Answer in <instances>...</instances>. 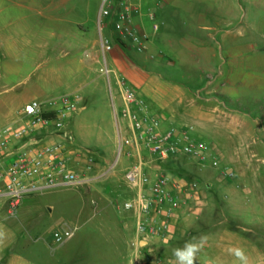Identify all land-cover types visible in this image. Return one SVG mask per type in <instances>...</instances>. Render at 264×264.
Returning a JSON list of instances; mask_svg holds the SVG:
<instances>
[{
  "label": "rangeland",
  "instance_id": "1",
  "mask_svg": "<svg viewBox=\"0 0 264 264\" xmlns=\"http://www.w3.org/2000/svg\"><path fill=\"white\" fill-rule=\"evenodd\" d=\"M51 1L0 0V120L8 101L13 105L12 113L19 116V108L31 101L48 103L79 96L85 109H78L67 122L72 140L60 138V142L77 154L72 168L92 182L83 188L30 196L13 212L7 207L0 210V216L6 218L0 220V230L5 232V239L0 241V264H130L135 228L132 213L124 209L125 200L132 196L125 178L130 164L119 156L109 91L104 99L96 87L91 92L82 88L78 65L85 54L77 37L85 35L97 41L92 51L104 63L101 34L115 46L114 32L111 27L100 32L95 18L98 0H71L62 8L63 0H54L60 8L47 10ZM176 1L171 7L173 14L162 16L166 28L172 27L166 31L172 41L153 43L147 53L131 48L118 51L114 62L131 81L133 72L155 70L179 85L185 95L182 103L174 105L173 129H186L193 140L209 150L206 162L186 156L157 162L163 174L183 189L178 219L184 233L170 237L167 243L158 241L155 255L174 257V249L203 235L211 254L204 256L207 251L203 246L196 261L204 256L213 264H238L235 255L224 258L219 251L241 247L249 251L254 264H264V192L241 191L232 196L226 189L238 184L235 177L228 176L239 170L231 158L246 157L260 166L264 184V150L259 151L253 139L244 138L240 127L223 129L218 124L222 121L202 123L187 114L195 109L194 100L204 104L208 114L210 106L201 99L212 97L219 89L230 97L225 101L228 108L249 112V122L256 120L261 130L264 128L257 103L264 101V85L257 90L244 85L251 76L264 78V40L256 48L249 46L264 37V0ZM218 9L231 14V31L241 37L236 40L242 48H212L205 43L207 27L217 22ZM83 20L87 24L82 29L74 25ZM147 23L149 27L154 24ZM160 55L171 62L161 60ZM108 60L112 63V53ZM126 66L133 72L126 71ZM96 74L98 80L102 74ZM261 139L258 133L257 141ZM255 148L257 158L252 156ZM250 220L257 224H249ZM239 223L249 230L239 229ZM222 229L241 239L221 243Z\"/></svg>",
  "mask_w": 264,
  "mask_h": 264
},
{
  "label": "built area",
  "instance_id": "2",
  "mask_svg": "<svg viewBox=\"0 0 264 264\" xmlns=\"http://www.w3.org/2000/svg\"><path fill=\"white\" fill-rule=\"evenodd\" d=\"M134 10L128 0H106L99 17L100 32L111 27L115 44L144 53L150 35L134 24ZM150 19L155 22V15ZM153 30L159 32L160 26L155 23ZM100 43L104 57L100 73L109 81L114 75L121 92V108L114 104L118 151L130 164L125 178L132 193L124 209L135 219L129 262L176 264L174 257L155 255V247L158 241L167 243L171 237L183 189L163 174L157 162L182 156L206 162L208 147L193 140L186 129L162 131L161 121L150 114L148 102L110 68L107 55L114 45L102 34ZM80 108L79 96L48 103L34 100L25 105L18 119L0 130V210L7 207L13 212L30 196L83 188L92 182L71 167L77 154L60 142V138L72 140L67 122ZM228 176L234 178L235 174Z\"/></svg>",
  "mask_w": 264,
  "mask_h": 264
},
{
  "label": "crops",
  "instance_id": "3",
  "mask_svg": "<svg viewBox=\"0 0 264 264\" xmlns=\"http://www.w3.org/2000/svg\"><path fill=\"white\" fill-rule=\"evenodd\" d=\"M71 0H63L61 2V8L65 7ZM105 0H98L96 5V11H95V18L97 20V23H99V17L100 12L103 7ZM118 2L119 0H115ZM127 1V0H126ZM134 7V14H133V22L136 26H139L142 30L147 32L150 35V42L147 46V50L144 53L148 52V49L150 45H154L157 42H163V41H172V38L169 37L168 34H166V31L169 32V30L172 29V27H167L165 25V22L162 20V16L164 14H173V11L171 7H175L177 5L176 0H128ZM175 2V3H174ZM46 9H52V8H60V5H57V2L52 0L51 2H48ZM174 4V5H172ZM84 7V6H83ZM87 7V6H86ZM211 11V10H210ZM213 12L215 10L212 9ZM154 14L156 17L155 22L150 19V15ZM217 22L212 24L210 27H207V32H209L206 35V42L208 46H211L212 48H242V46L237 43V37L241 38L240 36H236L233 31H231V14L229 12H225L224 10L217 11L216 14ZM147 20L152 21L154 24L157 23L160 26V31L155 33L153 30L154 24L149 27ZM87 21L83 20L77 23H74L76 27H79L80 29L85 26ZM110 28V27H108ZM107 29V28H106ZM68 32H71L68 29ZM79 40H81V48L84 50L85 57L83 59H79L78 65H79V72L82 77V81L80 82V86L86 91L91 92V89L93 87H96L100 90V92L103 94L104 99H106V91L108 90L110 93L111 101H112V107H113V116L115 118V132H116V142L117 146L119 147V126H118V120L116 119V112L114 109V104L116 105V108H121V92L117 85L116 78H111V81H109L104 75H101L98 80H96V73L97 71L100 72V69L103 65L100 56L94 55L93 51L97 46V41L88 40L85 35L77 37ZM264 40V37L261 36V39L259 40H253L252 43L249 45L250 48H256L258 45L260 46L262 41ZM154 43V44H153ZM155 48V46H153ZM190 47V45H189ZM128 50L119 47L115 44L113 47L112 52V63L108 60V54L107 60L110 68L115 72V76H121L125 78L128 82V84L132 87L133 90H135L142 98H144L149 105L150 114L153 116H156L161 121V129L162 131H168L173 129V123H174V115L176 113V110L174 108V105H179L182 103L185 92L182 90V88L179 85H176L172 83V79L166 77L165 75H162L158 73L157 71H151L147 72L145 74L135 73L129 66H126V71H132V81L131 79H128L125 76V73L123 71L119 70L114 66V62H117V56H115L118 51ZM161 60L164 59L165 62H171L169 59L163 57L160 55ZM99 68H98V67ZM98 77V76H97ZM247 81V80H246ZM138 82V83H136ZM249 82V84L247 83ZM244 85L245 87L252 85L253 89L257 90L259 87H263L264 85V78L259 76H251L248 78ZM134 84H137L134 85ZM226 91H222L219 89H215L212 93L215 95H212V97H208L206 99H201V101L204 103H207L208 108H210V111L207 114V111H205L206 107L204 104H201L198 100H194L195 109L191 112H188V116H193L194 118H198L202 120V123L204 121L208 122H216V120L222 121L219 124L223 129L226 128H233V127H240L242 128L241 134L244 136V138L248 140H252L259 145V151L264 150V128L261 130V126L259 122L254 120L253 122H249V119L251 120V116L249 112L245 111H238V110H231L228 108L225 101L227 99H230L228 97V94L225 93ZM227 98V99H226ZM81 99V98H80ZM223 101V102H222ZM262 99L258 100L257 103L259 104V109L262 111V116L264 118V101ZM4 104V112L5 114L2 115L0 120V130L7 126L10 122L15 121L18 119V115H14L11 110L13 105L11 103L5 102ZM245 108L244 105H240ZM25 106H21L19 109L20 111L23 110ZM85 107H83L82 110H84ZM245 110H247L245 108ZM211 114V115H210ZM264 124V119H263ZM258 130V131H257ZM261 133L262 139L257 141V134ZM47 140V137H46ZM229 143V142H228ZM231 145V142L228 144ZM215 148V146H214ZM255 153L252 155L254 158L258 157L257 148H255ZM216 154L221 156L223 160L225 159L224 155L221 153L220 150L215 148ZM144 153L147 155V152L144 151ZM127 160V158H125ZM232 163L236 164L238 166V172L235 175V180L238 183L237 186H234V184H231L226 189L230 192L229 194L232 196H235V194L240 193L241 191H244L246 193L256 192V193H263L264 192V184L263 181L260 180V173L261 168L260 166H256L251 162L249 158H231L230 160ZM259 162L261 159L258 160ZM264 162V161H263ZM73 163L71 162V167ZM129 168V167H128ZM126 169V171L128 170ZM132 195V194H131ZM194 199H197L194 197ZM128 200V199H127ZM125 200V202L127 201ZM187 201V200H186ZM190 200L187 201V203ZM195 201V200H191ZM190 201V202H191ZM2 211V209H1ZM132 219L134 221V228H135V219L132 216ZM0 220H6V218L1 215ZM249 224H257L256 220H250L248 222ZM240 224V223H239ZM213 225V223H212ZM239 229H243L244 231H247L249 229L246 228L245 224H240ZM243 225V226H242ZM184 233L183 229V223L180 220V217L175 220L173 231L171 234V237L173 236H181ZM133 235L135 236V229L133 231ZM134 238V237H133ZM132 238V239H133ZM241 238L238 234L227 230L222 229V232L220 234V240L221 243H226L227 241H239ZM209 240V239H208ZM210 244L207 242L204 244V247L207 249L209 248ZM241 247H239L240 249ZM237 249V248H236ZM200 252V251H199ZM198 252V253H199ZM211 254L210 252H205L204 256H207V254ZM245 256L247 257V264H254V261L249 258V251L244 252ZM231 250H220L219 256H223L224 258H230V256H233ZM198 258L196 261V264H200L199 261L202 259L204 261V264H213L212 261H209L206 257ZM252 257V255H251ZM216 262V261H215ZM225 263V262H224ZM238 264H241V262Z\"/></svg>",
  "mask_w": 264,
  "mask_h": 264
},
{
  "label": "clouds",
  "instance_id": "4",
  "mask_svg": "<svg viewBox=\"0 0 264 264\" xmlns=\"http://www.w3.org/2000/svg\"><path fill=\"white\" fill-rule=\"evenodd\" d=\"M5 239V232L0 230V241ZM206 237L201 235L192 240L186 241L183 247L176 248L173 250V256L175 257L176 264H196V258L198 252L203 248ZM232 253L241 262V264H247V257L242 249H232Z\"/></svg>",
  "mask_w": 264,
  "mask_h": 264
}]
</instances>
